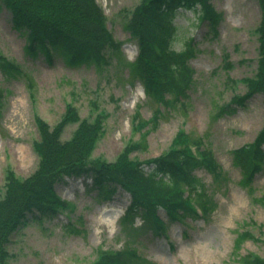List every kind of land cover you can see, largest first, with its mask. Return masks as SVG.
Wrapping results in <instances>:
<instances>
[{"label": "rangeland", "instance_id": "obj_1", "mask_svg": "<svg viewBox=\"0 0 264 264\" xmlns=\"http://www.w3.org/2000/svg\"><path fill=\"white\" fill-rule=\"evenodd\" d=\"M96 1L107 16L108 28L120 41L122 57L118 60L110 56L108 63L99 67L71 65L57 53L51 60L42 53L33 55L26 47L25 33L12 26L10 12L0 3V54L27 74L17 75L0 65L4 93L0 197L8 169L25 177L37 166L32 146L38 137L35 116L54 125L66 104L71 103L81 118L91 120L100 110L104 114V131L93 156L107 161H113L135 141L146 142V148L133 151L131 156L141 160L158 156L178 129L202 136L224 175L218 181L203 169L195 171L207 185L214 208L206 217L187 215L182 221L168 220L160 209L165 229L153 234L150 228H141L138 216L131 226L121 223L130 201L125 191L116 189L109 196L99 195L90 177H65L55 190L73 205L72 209L60 211L52 219H33L28 214L11 236L7 264H87L95 259L99 246L113 250L134 247L136 264H243L247 252L264 256V207L259 203L264 193V166L251 187L242 186L240 170L231 154L251 141L264 123L262 94H254L243 105L231 102L233 96L245 93L243 79L256 69L258 0H211L220 15L214 27L208 21L198 22L195 12L180 10L175 18L178 32L174 47L181 49L192 38L196 50L190 60L193 82L182 105L179 101H170V107L158 105L162 116L156 127L151 123L140 127V118L134 116L138 109L143 118L149 119L157 107L128 66L137 55V45L125 23L140 0ZM229 103L230 109L218 114ZM74 128L75 124L67 125L62 138L68 139ZM245 230L254 237L236 249V235Z\"/></svg>", "mask_w": 264, "mask_h": 264}, {"label": "trees", "instance_id": "obj_2", "mask_svg": "<svg viewBox=\"0 0 264 264\" xmlns=\"http://www.w3.org/2000/svg\"><path fill=\"white\" fill-rule=\"evenodd\" d=\"M0 3L10 11L13 27L25 33L27 49L33 54L41 52L45 59L51 60L53 53H57L68 64L96 67L108 63L110 56L122 59L120 41L107 27V16L96 0H0ZM258 3L257 66L253 76L243 79L245 93L231 98V102L238 105H243L255 93L263 95L264 103V0ZM180 10L195 12L198 22L208 21L213 27L220 17L211 0H140L125 23L138 47L135 59L128 63L131 74L140 79L146 96L157 104L149 119L135 109L134 116L140 118V127L149 123L157 126L162 116L158 105L167 107L170 101H179L182 105L193 82L190 60L196 50L192 38L181 49L174 47L178 32L175 18ZM0 65L4 70L27 76L18 64L1 54ZM3 96L0 88V117ZM230 107L231 103L222 106L218 114ZM104 119L101 110L91 120L81 118L71 103L66 104L60 119L52 126L41 117H35L36 168L25 177L17 176L11 169L5 175L4 192L0 197V264H7L11 235L28 214L33 219H52L69 207L55 190V185L65 176H91L99 195H110L118 187L125 190L130 195V203L121 223L131 226L139 216L143 220L141 228H150L154 234L165 229L159 208L170 220H182L186 214L198 217L209 213L211 197L206 184L194 171L204 168L218 181L224 175L202 136L178 129L168 149L156 157L147 160L132 157L133 151L146 148L145 142L135 141L127 144L113 161H107L92 156L103 133ZM69 124H75V128L68 139H63L62 134ZM231 154L233 164L241 173V185L251 186L254 175L264 164V123L252 141L233 149ZM260 201L264 205V194ZM249 237L252 235L247 231L238 234L235 246L239 247L241 241ZM136 260L134 247L98 248L97 258L88 264H136ZM242 263L264 264V257L249 253Z\"/></svg>", "mask_w": 264, "mask_h": 264}, {"label": "bare ground", "instance_id": "obj_3", "mask_svg": "<svg viewBox=\"0 0 264 264\" xmlns=\"http://www.w3.org/2000/svg\"><path fill=\"white\" fill-rule=\"evenodd\" d=\"M122 212V211H121ZM117 217H119V216H117Z\"/></svg>", "mask_w": 264, "mask_h": 264}]
</instances>
